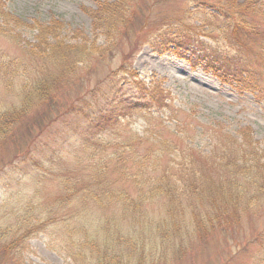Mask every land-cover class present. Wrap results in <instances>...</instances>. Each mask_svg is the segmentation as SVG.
<instances>
[{"label":"trees","instance_id":"obj_1","mask_svg":"<svg viewBox=\"0 0 264 264\" xmlns=\"http://www.w3.org/2000/svg\"><path fill=\"white\" fill-rule=\"evenodd\" d=\"M130 1L98 0L100 8L91 13L98 29L104 28L110 37L119 31L124 34L132 31L133 11L129 6ZM220 4L216 5L220 13L215 16L221 14L225 18V25L204 29L203 36L210 39L215 28V32L222 30L226 35L223 40L230 46L229 51L220 50L219 41H216L219 46H212L205 39L197 37L193 32L204 27L201 24H189L188 31H176L162 46L167 50L170 45H174L176 51L188 50L187 59L193 62L204 60L207 69L211 67L216 77L238 86L241 84L242 89H249L264 98V56L257 50L264 49V7L256 0H246L243 4L232 0L227 5ZM4 6L5 3L0 0V19L3 20L0 30L3 32V26L9 23L27 26L35 32L36 41L22 48L23 56H33L39 52L43 56L35 67L26 70L27 81L18 90V99L12 100L17 103L16 106L0 114V139L11 134L19 119L32 117L45 105L58 113L55 96L60 86L74 80V71L88 66L91 56L97 54L98 58H102L107 55L106 50L101 51V47L96 46L95 41L85 36L82 30H72L73 38L66 41L68 37L63 32L67 26L59 19H52L49 23L27 24L6 12ZM163 23L159 28L162 33L167 31L168 26L180 27L185 24V20ZM2 34L15 43L14 33ZM21 41L18 36L16 46L19 50L24 46L20 44ZM234 49L240 51L239 55L232 53ZM194 55L197 59L191 58ZM17 58L9 61L6 70L14 73ZM6 75L14 76L12 73ZM159 87L150 88L152 94H149V98L152 103L168 107L167 97ZM72 109L73 106L69 105L59 116L70 113ZM135 109L129 103L124 109L120 108L119 113L110 111L102 114L75 137L72 133H63L59 136L62 139L60 146L56 148L37 146L39 157L26 160L24 165L29 164L39 173L36 176L26 173L28 179L22 184L24 196L0 203V209H11L12 203L19 198L17 202L24 205V213L15 219V225L7 222L10 224L5 227L12 228L14 232L16 229L23 230V235L11 233L4 242L1 235L5 233L2 229L0 244L22 246L23 241L31 235L56 229L60 233L67 232L68 235L60 244L63 248H58L64 249L66 257L76 264H147L148 247L161 250L152 264H165L173 257L183 256L193 240L208 242L212 234L231 231L241 224L244 217L253 218L264 207V147L254 141L250 127L232 134L223 128L209 125L210 129L202 125V135L208 138L206 145L212 148L204 154L191 146L183 123L176 118L175 127L179 132L185 131L181 142L184 148H177L173 152L174 148L168 140L162 135L155 136L163 144L160 148L162 152L157 150L154 157L152 146L141 156L136 149H130L127 158L117 157L118 174L111 178L108 165L97 158L99 140H96L95 133L102 126L109 125L112 118L120 122L121 118ZM170 115L179 117V111H172ZM169 119L168 126L173 120L172 117ZM67 143L70 146L66 149L64 145ZM31 151L29 147L21 156L29 159ZM172 152L173 156L169 159L172 164L164 165L163 155L171 156ZM148 156L152 164L146 170V161L140 162L139 157L146 159ZM127 161H133V165L126 167ZM145 170L150 172L149 175ZM14 172V167L6 168L0 173V183L11 189ZM149 184L152 187L151 197L145 195L138 199L129 196L131 188L138 189L140 186H144L147 194ZM160 195L168 199L163 208L166 216L164 220L154 222L157 225L154 231L155 224L150 219H143L150 213V200ZM184 201H187L189 209L184 206ZM203 204L205 212H199L198 207ZM185 210L190 211V223L195 236L191 241L181 239L178 243L172 238L182 235L177 217L179 212ZM9 217L10 214L6 219ZM150 224H153L154 229L150 228ZM90 229L94 230L89 237ZM257 238L260 239L261 249L258 247L249 255L248 264H264V235ZM136 239L141 240L140 245ZM252 258H256V262H252Z\"/></svg>","mask_w":264,"mask_h":264},{"label":"rangeland","instance_id":"obj_2","mask_svg":"<svg viewBox=\"0 0 264 264\" xmlns=\"http://www.w3.org/2000/svg\"><path fill=\"white\" fill-rule=\"evenodd\" d=\"M231 1L131 0L129 6L133 11V30L125 34L119 31L110 37L104 28L98 29L91 16L93 10L100 8L98 0H2L6 12L24 23H49L52 19L63 21L67 26V30L63 32V35L68 37L66 41L73 38L75 30H82L85 36L95 41L96 46L101 47V51L105 49L107 55L102 58H98L97 54L91 56L89 67L86 65L75 70L74 80L67 82L63 87L60 86L55 96L58 113H55L49 105H45L32 117L25 118L26 120L19 119L14 124L11 134L0 139V173L6 168H15L10 184L12 190L4 183H0V203L24 196L22 184L28 179L26 173L30 172L31 176L39 173L29 164L24 165L26 160L39 157L37 146L47 145L56 148L60 146L62 139L59 136L63 133L69 132L75 137L102 114L110 111L113 114L119 113L120 108L124 109L129 103H132L136 109L127 113L120 122L112 118L109 125L102 126L96 131L98 134L95 133L96 140H99L96 146L99 152L97 158L108 165L111 178L118 174L117 157L127 158L130 149H136L137 154L143 156L146 150L153 146L155 157L156 151L163 146L155 136L162 135L174 148L172 151L176 152L177 148H184L181 142L186 131V135L191 139L188 140L192 143L191 146L204 154L208 153L212 148L206 145L208 138L202 135V125L223 128L232 134H236L242 128L245 130L250 127L254 141L264 147L263 97L249 89H242L241 84L238 86L236 83L231 84L223 78L216 77L211 67L207 69L204 60L199 59L196 63L187 59L188 50L176 51L174 45H170V49L167 50L162 46L176 31H188L189 24H201L204 27L196 32L191 31L212 46H217L216 41H219V49L229 51L230 46L223 40L226 35L222 30L215 32V28L211 32L210 39L204 37L203 32L204 29L210 30L212 26L225 25V18L221 14L215 16L220 13L216 5L220 3L227 5ZM244 1L246 0H235L237 4H243ZM256 1L264 7V0ZM177 20H185V24L177 28L164 27L167 31L163 33L159 30L163 22L170 23ZM6 26H3V32L0 30V114L16 106L17 103H13L12 100L18 99V90L27 81L26 70L35 67L36 63L42 61L41 56H43L41 52L33 56L29 54L23 56L22 48L29 47L27 43L36 41L35 32L25 25L16 26L9 23ZM4 32L14 33L15 43L2 34ZM18 36L23 40L20 44L24 45L20 50L16 46ZM257 50L264 56V49ZM239 52L234 49L232 53L239 55ZM197 56L199 57L198 53ZM197 56L191 58L197 59ZM15 58L17 59L13 73L6 68L9 61ZM11 73L14 74L13 77L6 75ZM158 85L167 97L166 102L170 104L168 107L152 103L149 98V94H152L150 88ZM69 105L73 106L72 111L59 116ZM172 111H179V117L170 115ZM170 117L173 120L168 126ZM65 118L67 120H64ZM176 118L183 123L186 129L184 132H179L175 127ZM69 146V143L64 145L66 149ZM29 147L32 151L28 159L21 154ZM173 152L171 156L163 155L164 165L172 164L169 159L173 156ZM139 158L140 162L146 161L144 167L147 170L152 164L151 157ZM12 160L13 163L9 164ZM128 165H133V161H127L126 167ZM146 172L149 175L150 172ZM151 191V184L148 185L147 194L144 186L138 189L135 187L130 189L129 196L138 199L145 195L151 197ZM18 199L16 202L12 201L11 209L8 207L0 209V232L3 229L5 233L1 235L4 242L11 233L23 235V230L16 229L14 232L12 228L5 227L10 223L15 225V219L24 213V205L20 201L17 202ZM165 200L168 199L161 195L157 199L150 200L151 203H148L150 213L143 220L150 219L153 224L164 220ZM184 206L189 209L187 201H184ZM198 211L205 212L204 204L198 207ZM9 214L10 217L6 219ZM177 220L182 235L180 238L172 239L177 240L178 243L181 239L187 241L194 239L190 211L179 212ZM3 221H6L5 224L2 223ZM153 224H150V228L154 229ZM156 226L155 224L154 231ZM93 230L90 229L89 237L93 234ZM263 230L264 207L262 206L256 216L244 217L241 224L233 227L231 231H218L210 236L208 242L198 243L197 240H193L183 256L173 257L165 264H248L249 255L258 247L261 249L258 242L260 239L257 237L264 235ZM67 235L66 231L60 233L56 229H47L39 235L33 234L25 239L22 246L9 247L0 244V264H76L71 258L66 257L64 249H60L63 248L60 244ZM136 240L140 245L141 240ZM78 243L82 245L81 242ZM160 251L148 247L147 264L157 260L156 256ZM252 262H256V258H252Z\"/></svg>","mask_w":264,"mask_h":264}]
</instances>
